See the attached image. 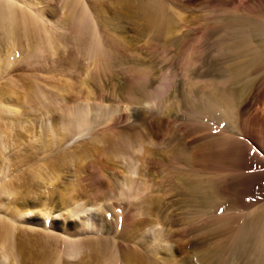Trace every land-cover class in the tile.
Segmentation results:
<instances>
[{"label": "bare ground", "instance_id": "bare-ground-1", "mask_svg": "<svg viewBox=\"0 0 264 264\" xmlns=\"http://www.w3.org/2000/svg\"><path fill=\"white\" fill-rule=\"evenodd\" d=\"M47 1L0 0V30L10 43L11 49H6L12 51L7 50V66L0 68V74L11 64L13 55L21 52L22 39L45 41L51 48L46 28L53 18ZM59 1L67 17L64 23L78 29L91 64L101 73L111 72L129 55L137 60L140 77L154 78L152 92L147 94L152 115L147 128L154 136L163 128H177L168 152L170 162L175 163L169 186L178 199L165 203L162 197L157 204L163 205L161 214L155 221L127 210L119 220L100 223L86 205L69 210V220L77 217L82 221L81 239L65 241L63 248L58 246L54 252L44 250L39 264H91L93 259L97 264H130L133 260L141 264H264V0ZM190 10L196 12L186 17ZM30 50L33 53L37 48ZM149 50L156 52L155 59L146 66L143 55ZM81 114L77 123L73 119L75 123L67 124L65 133L89 127L86 114ZM249 153L258 162L252 175L245 172L252 167L242 162ZM128 175L124 177L128 192L122 191L123 197L141 199V186L144 188L149 180L139 185L140 178ZM56 178L54 175L50 181ZM248 182L257 184L258 189L246 202L242 189ZM10 189L5 185L0 193L14 195ZM17 203L13 201L8 209L0 210L9 218L0 217V264H15L21 256L15 244L16 220L32 209L25 203L20 210L8 212ZM42 208L45 219V214L59 216L61 212L48 199ZM207 217L221 239L200 252L192 249L190 259L178 261L170 232L200 224ZM86 232L90 238L84 236ZM47 238L59 242L51 234ZM85 252L90 254L81 257ZM63 255L75 262L66 261Z\"/></svg>", "mask_w": 264, "mask_h": 264}, {"label": "rangeland", "instance_id": "rangeland-1", "mask_svg": "<svg viewBox=\"0 0 264 264\" xmlns=\"http://www.w3.org/2000/svg\"><path fill=\"white\" fill-rule=\"evenodd\" d=\"M28 1L34 4L38 0ZM46 3L53 18L46 28L52 49L45 41L22 39L21 52L13 55L11 64L0 74V188L9 185L14 191L11 196L8 192L0 193L3 201L0 202V210L8 209L6 206L13 201L18 203L11 205L8 212L20 210L25 203L32 209L16 220L15 244L17 251H21V258L18 257L20 260L15 264H39L44 250L54 252L58 246L63 248L65 241L81 239L82 221L77 217H70L69 220V210L87 206L100 223L119 220L130 210L148 221H155L163 206L160 208L158 203L163 199L165 203L178 199L169 186L175 163L170 162L168 152L177 128H163L157 137L150 135L147 128L152 121L147 94L152 92L154 78L150 76L144 80L140 77L136 69L137 60L129 55L124 62L115 64L111 72L101 73L87 56L78 29L64 23L67 17L62 9L63 3L59 0H48ZM109 9L113 11L112 6ZM194 11L187 12L185 16L192 15ZM8 47L10 43L0 30V68L7 66L8 54L12 53L6 49ZM31 47L37 48V51L31 53ZM155 53L154 50L145 51L146 66L153 64ZM77 112L86 114L89 132L83 129L81 132L65 133L63 129L67 124L77 120ZM136 133L146 137L139 135L141 138H138ZM242 162L252 169L258 163L250 153ZM130 167L134 169L131 171ZM252 169L245 171L246 174L252 175ZM134 170L136 176L132 173ZM129 172L130 177L140 178L139 185L149 180V187L148 183L144 185L148 189L141 186V199L130 200L122 195L128 192L125 178ZM54 175L57 178L50 181ZM243 189V200L249 202L258 185L248 182ZM47 199L61 211L59 216L54 213L49 217L45 214L46 219L43 217L42 207ZM0 215L1 219L9 221L4 214ZM200 222L207 223L201 227ZM200 222L170 232V242L178 253V261L190 259L193 250L200 252L221 239L214 226H210L208 217ZM47 234L59 238V242H52ZM84 236L90 238L91 234L86 232ZM2 250L0 228V255ZM187 251L190 255L185 253ZM87 253L90 254L85 252L81 257ZM63 258L75 262V259L64 255ZM91 264H97V261L93 259ZM130 264L141 263L133 260Z\"/></svg>", "mask_w": 264, "mask_h": 264}]
</instances>
